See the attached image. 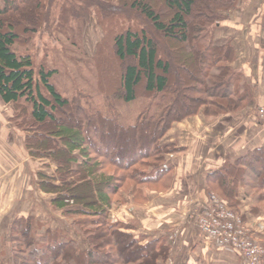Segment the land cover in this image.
<instances>
[{
  "label": "trees",
  "instance_id": "obj_1",
  "mask_svg": "<svg viewBox=\"0 0 264 264\" xmlns=\"http://www.w3.org/2000/svg\"><path fill=\"white\" fill-rule=\"evenodd\" d=\"M119 1L122 12H105L106 20L117 27L120 20L137 18L154 37L131 26L110 34L112 57L123 69H118L115 82L103 77L107 102L83 109L57 91L52 81L59 74L56 69L35 72L31 56L15 51L39 18L29 19L38 0H0V99L14 106L11 121L26 133L29 154L55 166L54 176L37 175L38 189L52 196V209L76 220L73 232L85 243L81 250L58 231L39 233L42 227L32 216L15 218L5 235L8 264L165 261L168 247L155 240L142 243L124 232L128 227L112 221L110 210L126 194L140 204L146 189L169 185L172 175L165 158L176 149L161 140L174 123L200 111L206 118L233 114L252 101L242 73L231 66L232 46L213 42L215 26L242 0ZM111 61H98L101 73ZM64 113L66 121L57 117ZM20 117L25 121L19 123ZM208 181L209 190L243 223L239 189L252 201L251 216L264 213V142L233 163L225 162ZM123 245L132 250L129 257H123Z\"/></svg>",
  "mask_w": 264,
  "mask_h": 264
},
{
  "label": "crops",
  "instance_id": "obj_2",
  "mask_svg": "<svg viewBox=\"0 0 264 264\" xmlns=\"http://www.w3.org/2000/svg\"><path fill=\"white\" fill-rule=\"evenodd\" d=\"M213 42L232 46L235 58L231 66L242 73L252 90V101L233 114L206 118L200 111L174 123L161 140L176 149L165 158L172 175L169 185L146 189L140 204L126 194L121 207L109 212L111 220L127 226L125 231L139 235L142 243L155 240L168 247V258L159 264H241L235 251L220 248L201 234L195 222V203H205L214 195L209 190L210 173L264 142V125L255 113L257 107L264 106V0L240 1L228 19L215 26ZM8 105L0 99L5 113L4 122H0V157H5L0 160V205L10 214L18 200L19 130L13 126ZM238 201L251 236L264 245V214H249L252 201L241 189Z\"/></svg>",
  "mask_w": 264,
  "mask_h": 264
},
{
  "label": "rangeland",
  "instance_id": "obj_3",
  "mask_svg": "<svg viewBox=\"0 0 264 264\" xmlns=\"http://www.w3.org/2000/svg\"><path fill=\"white\" fill-rule=\"evenodd\" d=\"M38 3V9L29 13V19L34 21L36 16L39 18L32 26L33 30L29 29L28 34L20 37L21 40L15 47L16 53L23 56L30 55L35 72L40 67L45 70L56 69L59 74L52 81L63 97L80 105L83 109L84 107L86 109L87 106L100 108L99 104L103 105L107 102L105 98L107 94L101 89L103 77L104 80L110 79L115 82L118 69H123L122 65L115 62L112 57L110 34L115 29L128 26L144 28L151 37H154V34L148 30V25L134 17L130 20L118 21L119 27H114L106 20L105 12H122V4L119 0H38ZM155 6H159V2L155 3ZM158 10L165 12L162 6H159ZM102 57L112 60L111 66L103 73L100 72L98 64ZM42 92L44 93V91ZM140 100L147 102L145 99ZM26 108L29 114L30 109ZM101 109L104 111V107ZM8 113H11L12 116L16 113L12 104L8 105ZM64 115L57 117L66 121L67 114L64 113ZM4 118L5 113L0 108V122H4ZM25 119L20 117L19 123ZM260 122L264 125L262 121ZM13 126H15L14 123ZM18 130L19 177L15 189L18 193L15 194V197L18 200L13 205V212L10 214L7 212V207L0 205V263L8 264L9 244L5 242V235L11 221L19 217L32 216L42 227L39 233L45 229L58 231L62 238L75 241L79 249L85 250V243L73 232L71 226L72 222L76 220L65 217L61 211L52 209L49 205L52 196L44 194L38 189L37 175L54 176L55 166L47 160L32 157L25 148L26 133L23 129ZM1 159H5V157L2 156ZM1 164L3 165V161H0ZM13 200L15 201L14 197ZM120 205L122 204L116 203L112 208H118ZM137 236L139 235L133 234V237ZM138 238L140 239V237ZM258 242L264 247L260 241ZM121 250L124 253V258L129 257V254L132 253V250H127L124 245Z\"/></svg>",
  "mask_w": 264,
  "mask_h": 264
},
{
  "label": "built area",
  "instance_id": "obj_4",
  "mask_svg": "<svg viewBox=\"0 0 264 264\" xmlns=\"http://www.w3.org/2000/svg\"><path fill=\"white\" fill-rule=\"evenodd\" d=\"M256 115L264 123V107L256 109ZM195 222L198 230L220 248L235 251L242 264H261L264 247L251 236L249 225L238 215L224 207L214 195L205 203L196 202Z\"/></svg>",
  "mask_w": 264,
  "mask_h": 264
}]
</instances>
